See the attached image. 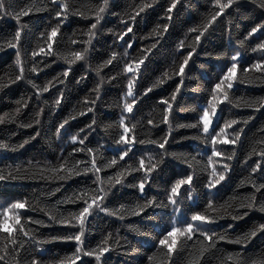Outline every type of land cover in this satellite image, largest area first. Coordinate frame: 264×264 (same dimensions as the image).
I'll return each instance as SVG.
<instances>
[{"label": "snow or ice", "instance_id": "snow-or-ice-1", "mask_svg": "<svg viewBox=\"0 0 264 264\" xmlns=\"http://www.w3.org/2000/svg\"><path fill=\"white\" fill-rule=\"evenodd\" d=\"M160 0H141L131 10L123 13H112L111 8L114 6L112 0H100L98 6H93L88 13L81 11L75 4L74 0H50L51 8L40 7L37 0L27 7V10H15V0H0V17L8 16L15 20V32L5 44H0V53L14 50V65L18 70V74L12 78L8 77L4 83L0 78V92L18 82H26L33 92L27 100L18 99L15 103L18 107L11 114L4 113L0 116V123L5 120H12L17 114L22 112L31 103L34 96L39 103L45 93L50 89L59 86V95L52 101L50 107L52 112H57L63 106V100L68 94L65 85L68 83L70 74L75 71L79 64H84L92 59V53L97 51L95 44L98 42L102 21L108 14L120 16L119 24L123 28L118 33H113L111 28L107 29L108 33L114 35L113 45L116 48H123V54L113 50L108 53L107 58L100 61L95 68L88 63L85 72L77 77V84H80L88 76L89 72L95 74L99 78V82L90 90V94L94 93L95 98L89 99L85 97L82 104L86 105L83 110L75 111L73 109L67 116L55 125L53 133L56 141H62L63 144L71 147V151L64 154V148L61 147L60 153L57 155L56 164L45 161L29 160L26 165L11 163L4 167H0V183H9L17 181L36 180L41 181H57L66 182L77 176L94 177L92 186L81 188L73 194L62 200L56 201L54 205L41 206L40 199H35L29 203L28 197L23 199H14L11 202L0 198V264H22L21 257H24L23 264H45L42 257L46 254L45 245L55 243H75V251L70 255L48 261L47 264H106V254L113 251L118 244L112 242L110 234L104 236L94 247H89L85 237L88 234V225L93 218L103 214L106 217L115 218L123 222L128 217H140L142 214L146 219L150 218L148 213L151 211L153 215L157 214V210L171 209L175 214L172 217L167 230L155 240V248L158 252H163L166 258V264H177V260L187 251L188 255L184 259V264H209V260L220 249L221 244H231L237 246L238 250L228 252L226 256L218 261V264H264V245L254 251H249V246L258 236H264V183L259 182L264 179V140L259 141L262 148L259 152L253 148L241 161L242 166H247L251 159L257 157L255 165H253L244 179L238 185H250L251 193L244 196L238 202L235 197H229L223 203H218L215 199L223 183L230 179V175L234 169V164L238 160L239 145L244 142V134L246 126L254 119L255 113L264 111V97L255 99H242L237 97L234 102L230 93L235 89L237 84L254 85L257 82L264 84V19L250 27L242 39L237 40L236 50L228 57L227 53H221L217 58H223L229 61L226 70H222L218 80L212 84L210 95L207 97L206 104H198L195 108L189 109L197 114V120L193 123L177 124L173 127V116L176 111V104L179 102V95L183 91L184 79L186 71L193 59L194 54L198 53V48L211 29L215 26V22L222 15H228L226 10L236 9L240 14V9L252 6L253 13L259 12L264 17V0H212V7L218 9L212 12L201 25L188 28L185 36L193 35L194 40L185 42L181 39L175 49L176 54L186 51L182 60L178 63V69L175 67L176 60L172 61L173 70L169 72L165 69L155 81L144 88L143 92L139 91L140 81L144 69L148 66V61L155 54V50L161 45L172 27L174 20V10L182 0H170L167 8L164 9V15L159 19L167 20L162 25L157 23L147 36L135 37L136 25L141 19L147 23L146 15L149 10L154 9ZM53 11V19L57 21L52 27L45 32H40L39 38L42 43L34 48L31 52L33 66L29 70L31 73H42L45 68H50L51 63L47 62L48 58H52V63L62 61L64 63L63 71L58 72L42 86L35 82V79L26 77L25 61L22 60L20 44L24 39L25 30L28 28L26 23H22L23 17H28L34 13ZM72 17H79L82 20L91 21L86 30H81L73 35H77V39L69 37V45L78 50L59 52L57 48L63 35L62 28L71 21ZM229 39L231 40V26L233 21L229 19ZM132 35L134 39H127ZM142 42L139 49V56L130 57V49L134 47L135 40ZM151 39L153 43L145 46L143 42ZM257 42L253 45L252 41ZM126 44V46H125ZM245 52L257 55L258 58L252 63L245 66ZM126 60L123 63L122 71L114 76L107 78L108 82L119 79L121 75L126 77L121 100V114L118 122H113L104 126L107 131L113 127H117V138L110 145L103 142L102 137H98V143L94 147L88 146L91 143V137L95 134L97 126V118L95 111L97 105L103 95V85L105 77L102 70L109 66H115L118 62ZM43 63V67L40 64ZM239 73L244 74L241 79ZM179 78L175 89L171 92L170 98L161 97L159 104L163 105L162 121L153 119L147 120V125L157 128L159 123L167 126V133L162 139H139L136 134L137 125L131 123L130 117L135 115V111L139 109L140 103L146 99L150 93L157 88L167 85L168 81ZM221 105H231L232 108L250 109L252 114L246 117L237 116L236 118L226 119L223 124H219ZM49 103L43 101L40 110L35 113V117L31 123L22 124L21 127L35 128L33 135L26 138L18 145L11 148L5 141L0 140V150H10L17 152L38 138L47 136L44 131L43 113L47 111ZM92 115V120L83 128H80L75 134H68L70 122L77 120L79 117ZM151 115V113H149ZM219 127L217 129V125ZM235 126V127H234ZM179 128L195 129L198 135L194 137H181L183 139H194L204 143L205 147L210 144L211 152L207 155V161L204 163L202 159H198L197 155H180L176 152H169L167 146H171L172 133ZM50 131V130H49ZM213 132L215 134H213ZM264 134V127L258 130ZM68 136L67 140L64 137ZM210 137V141L209 138ZM49 143L51 137H49ZM153 145L155 150L159 152V158L155 159L152 153L141 155L137 162L125 163L131 161L139 150L137 145ZM79 145V146H77ZM223 146H232L231 151H227ZM104 150H111L114 154L110 159L103 156ZM75 153H83L84 160L74 159ZM202 157L203 152L199 153ZM181 161L185 168L179 174V178L171 182L167 189L166 202L157 199L156 196L148 197L147 191L153 188L154 179L162 174L167 166V158ZM124 165L121 167V165ZM107 169H116L112 175L106 177L101 173ZM186 173V174H184ZM201 173H206V181L203 182L202 188L199 190L207 192V202L203 205V210L192 211L190 215L186 214L185 201L190 206H198L199 193L197 184L200 182ZM139 174V179L135 184L129 185L127 180L135 178ZM124 187H133L138 190L139 198L143 202L137 201L134 205L119 204L110 208L109 202ZM55 192L60 191V187L55 188ZM158 191V189H157ZM186 193V195H185ZM54 192H48L47 196L51 197ZM83 205L82 207L79 205ZM61 205H76L78 210L69 211L67 215L59 212ZM37 212L43 214L46 219H34L32 216L27 217V221L23 219L25 212ZM251 212L261 214V220L255 222L247 230L233 235L236 227L235 223L244 219ZM163 215L164 213H160ZM230 218L232 223H228L226 227L220 231L214 230L219 221ZM57 227L65 232L64 235H52L48 239H38L42 235L41 229H51ZM132 231L139 233V229L129 226ZM192 245L188 249V245ZM32 249V251H29ZM166 250V251H165ZM133 251H136L133 249ZM27 254V255H25ZM154 252L147 256L149 264L154 260ZM30 257V259L28 258ZM85 258H91L86 260ZM162 264H165L162 261Z\"/></svg>", "mask_w": 264, "mask_h": 264}, {"label": "trees", "instance_id": "trees-1", "mask_svg": "<svg viewBox=\"0 0 264 264\" xmlns=\"http://www.w3.org/2000/svg\"><path fill=\"white\" fill-rule=\"evenodd\" d=\"M76 6L83 12L88 13L93 6H98L100 0H74ZM151 2V0H148ZM32 3V0H15V10L20 9L27 10L28 5ZM40 7L51 8L50 0H37ZM141 3V0H112L114 5L111 8L112 13H123L126 10H131L136 4ZM170 0H160L159 4L152 10H149L146 15L147 23L144 19H141L136 25L135 37L147 36L148 33L155 27L157 23L163 24L167 20L159 19L163 16L164 9L167 8ZM212 7V0H182L174 10V20L172 21V27L168 32L166 38L163 39L161 45L155 50V54L151 60L148 61V66L144 69L142 79L140 81L139 91L143 92L144 88L149 87L155 79L168 69L169 72L173 70L172 61L176 60V68L178 69V63L182 60L183 55L186 51H182L180 54H176L175 49L178 42L184 39L186 44L189 41L194 40L193 35L185 34L188 28L201 25L202 22L214 11ZM228 15H222L215 22V26L209 32L207 39H205L202 45L198 48V53L194 54L192 61L186 71V76L183 84V91L179 95V102L176 104V111L173 116V127L177 124L193 123L197 120V114L193 113L189 109L195 108L198 104H206L207 97L210 95L211 86L218 80L219 74H222V70H226L229 61L223 58H217L221 53H227L230 57L236 50L237 40L242 39L246 34V31L254 26V22L258 23L264 17L259 15V12L253 13L252 6H248L240 9V14H237L235 8L231 11L226 10ZM53 11H44L34 13L31 16L23 17L22 23H26L28 28L25 30L24 39L20 44V51L22 60L25 61L26 77L28 79H35V82L39 85H43L52 77L56 76L58 72L63 71L65 66L62 61L52 63V58H48L47 62L51 63L50 68H45L42 73L34 74L29 70L33 66V59L31 52L39 46L42 41L39 38L40 32H45L48 28L52 27L57 21L53 19ZM120 16H114L108 14L102 21V28L98 42L95 44L97 51L92 53V59L84 64H79L75 68V71L70 74L68 83L65 85L68 94L63 100V106L59 108L57 112H52L51 103L59 95V86L55 89H50L48 93H45L38 103L36 98L32 96L31 103L22 112L17 114L12 120H5L4 123H0V140L5 141L11 148L13 145H18L23 142L26 138L33 135L35 128L21 127L22 124L31 123L35 117V113L40 110L44 100H47L49 107L47 111L43 113V128L48 133L47 136L38 138L37 140L26 144L24 148L17 152L10 150H0V167H4L11 163L13 166L16 164L26 165L29 160L48 161L52 164H56V157L61 151V147L64 148V154L67 155L71 151V147L63 144L62 141H56L53 135L55 131V125L59 123L65 116H67L73 109L75 111H81L86 105L82 104L85 97L94 99V93L90 94V90L95 87V84L99 82V78L94 73L89 72L88 76L80 84H77V77H80L85 72V69L90 63L92 68L107 58L109 52L116 50L121 55L123 54V48H116L113 45L114 35L108 33L107 29L111 28L113 33H118L123 30L119 24ZM231 19L233 24L231 26V40L229 39V24L228 21ZM91 21L82 20L79 17H72L71 21L62 28V37L57 51H71L78 50L74 49L69 45V37L77 39V35H73L74 30L79 33L81 30H86L88 24ZM16 22L8 16L0 17V44H5L11 38L15 32ZM127 39H134L132 35H129ZM257 41L253 40L254 45ZM145 46H149L153 41L151 39L143 42ZM142 42L139 39L135 40L134 47L130 49V57L139 56V49L141 48ZM126 46V44H125ZM15 51L8 50L7 52L0 53V78H3L4 83L7 82L9 76L14 78L18 74V70L15 68ZM245 66L246 64L252 63L258 58L250 52H245ZM126 60L118 62L115 66H109L107 69L102 70V74L105 77V83L103 85L104 91L102 98L100 99L95 116L97 118V126L95 134L91 137V143L88 144L90 147L96 146L98 143V137L103 138V142L110 145L112 141L117 138L118 132L117 127H113L107 131L104 130V126L118 122V118L121 114V96L125 91L126 77L121 75L119 79L111 82L107 81L109 76H114L122 71L123 63ZM43 67V63L40 64ZM240 78H244L243 73H239ZM176 83H179V78H174L168 81L167 85L162 88H157L143 102L140 103L139 109L135 111V115L130 117L131 123H136L137 120L140 124L137 125L136 134L139 139L150 140V139H162L167 133V126L163 123H159L157 128H152L147 125L148 119L155 121H162L163 119V105L159 104L161 97L170 98L171 92L175 89ZM33 89L26 84V82H18L12 85L10 88H6L3 92H0V116L4 113H13L18 105L15 103L16 100H27ZM234 102L236 98L242 99H255L264 97V84L257 82L254 85L237 84L235 89L230 93ZM151 113V115H149ZM250 109L246 108H232L231 105H221L220 121L219 124H223L226 119L236 118L237 116L246 117L251 115ZM92 120L91 114L79 117L77 120L70 122V126L67 131L68 134H75L80 128H83ZM217 125V129L219 127ZM235 127V126H234ZM264 127V111L256 112L254 119L246 126L244 134V142L239 145V156L238 160L234 164V169L230 175V179L223 183V187L220 188L215 199L218 203H223L229 197H235L236 202L246 195H249L252 191L250 185H244L238 187L240 181L248 176V173L253 165L256 163L257 157H253L248 165L242 166L241 161H244L245 156L248 152L252 151L253 148L259 152L262 145L259 141L264 140V134L258 132L260 128ZM50 130V131H49ZM198 131L195 129L179 128L172 133L171 146H167L169 152H176L180 155H197L198 159H202L204 163L207 161V155L211 152L210 144L205 147L204 143L194 139H183L181 137H194L198 135ZM213 134H215L213 132ZM49 137L51 142L49 143ZM68 136L64 137L67 140ZM210 141V137L208 138ZM79 146V145H77ZM227 151H231L232 146H223ZM139 149L131 161H125V163L137 162L138 158L145 153H152L155 159L159 158V152L155 150L153 145H137ZM203 152L204 155L201 157L199 153ZM111 150H104L103 156L106 159H110L113 156ZM86 157L83 153H75L74 159L71 163L75 162V159L84 160ZM124 165L122 164L121 167ZM185 165L179 161L174 160L171 157L167 158V166L164 172L158 175L153 181V188L147 191V196H156L158 201L163 200L166 202L167 189L174 179L179 178V174L183 172ZM116 169H107L101 173L102 176L106 177L112 175ZM186 174V173H184ZM94 177L77 176L66 182L57 181H41L27 180L17 181L9 183H0V198L11 202L14 199H23L28 197L29 203L35 199H40L41 206L54 205L56 201L62 200L65 197L73 194L75 191L81 188H88L92 186ZM141 176L135 175V178H129L127 183L129 185L135 184ZM206 181V173H201L200 182L197 184V190L199 193L198 206H190L185 201V211L187 215H190L192 211L203 210L204 203L207 202L206 190L200 192L203 182ZM259 182L264 183V179ZM60 187V191L55 192V188ZM158 189V191H157ZM48 192H54L51 197L47 196ZM186 195V193H185ZM143 202L139 198V193L136 188L124 187L116 196L111 199L108 206L110 208L118 206L119 204L134 205L137 201ZM79 206H83L82 204ZM78 210L76 205H61L59 206V212L67 215L69 211ZM25 212L23 219L27 221L28 216H32L34 219H46L39 211L31 212L28 210H22ZM160 213H164L161 215ZM173 215H175L171 209L157 210V214L153 215L150 211L146 219L144 215L140 217H128L123 222L112 218L106 217L101 214L99 217L93 218L88 225V234L85 237L86 243L89 247H94L103 240L104 236L110 234L112 242H117V247L106 254V264H149L147 256L153 254L154 260L152 264H162V261L166 264V258L163 252H158L155 248V240L167 230V226L170 225ZM261 220V214L258 212H251L244 219L239 220L235 223L236 232L233 235L238 234L247 230L255 222ZM228 223H232L230 218L219 221L218 226L214 229L220 231L221 228L226 227ZM129 226L139 229V233L132 231ZM42 235L38 239H48L52 235H64L65 232L57 227L51 229H41ZM264 245V236H258L253 240L249 246V251L259 249ZM46 254L42 257L47 264L48 261L60 259L66 257L75 251V243H55L47 244L44 246ZM188 249L192 248V245L187 246ZM135 249L136 251H133ZM238 250L237 246L231 244H221L220 249L209 260V264H218V261L222 259L228 252ZM32 251V249H29ZM166 251V250H165ZM27 255V254H25ZM188 255L186 251L178 260L177 264H184V259ZM30 259V257H28ZM86 260L91 258H85ZM24 257H21L23 264ZM92 264H95L92 259Z\"/></svg>", "mask_w": 264, "mask_h": 264}]
</instances>
